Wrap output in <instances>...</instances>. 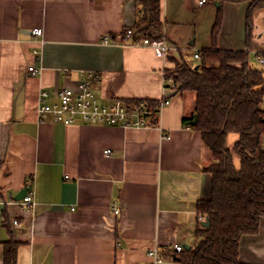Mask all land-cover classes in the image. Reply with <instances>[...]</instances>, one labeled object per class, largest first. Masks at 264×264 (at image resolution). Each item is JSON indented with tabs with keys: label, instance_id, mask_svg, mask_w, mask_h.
Instances as JSON below:
<instances>
[{
	"label": "crops",
	"instance_id": "1",
	"mask_svg": "<svg viewBox=\"0 0 264 264\" xmlns=\"http://www.w3.org/2000/svg\"><path fill=\"white\" fill-rule=\"evenodd\" d=\"M161 7L164 36L179 47L167 59L149 46L100 44L134 25L136 0H0V264L12 238L20 243L17 264H147L155 246L197 243V203L211 196L210 152L188 126L196 94L164 89L163 71L192 62L187 54L199 62L196 49L210 46L220 7L218 47L264 58V8L248 36V2L161 0ZM36 27L43 44L32 42ZM252 51L251 63L264 70ZM82 71L101 74L94 89L103 101L167 96L170 104L145 127L40 118V92L54 102ZM23 188L34 193L28 210L16 199ZM240 260L264 264V216L258 234L242 238Z\"/></svg>",
	"mask_w": 264,
	"mask_h": 264
},
{
	"label": "trees",
	"instance_id": "2",
	"mask_svg": "<svg viewBox=\"0 0 264 264\" xmlns=\"http://www.w3.org/2000/svg\"><path fill=\"white\" fill-rule=\"evenodd\" d=\"M248 2L246 23L251 33L255 11L264 0H218ZM137 17L132 38L161 39L164 36L161 0H136ZM223 20L219 8L211 30V44L201 49L199 62L183 61L166 69L176 90L196 94V124L210 152L204 170L211 174V196L200 199V215L194 246L180 252L162 248L168 261L181 264H249L240 260V244L246 235L259 232L264 216V70L253 65L249 50H224L217 45ZM150 110L149 125L159 122V100L145 98ZM139 99L127 100L137 103ZM237 134L231 146L229 137ZM208 219L209 225L203 221ZM5 225L9 221L5 219ZM20 243L4 242L3 264H17Z\"/></svg>",
	"mask_w": 264,
	"mask_h": 264
},
{
	"label": "built area",
	"instance_id": "3",
	"mask_svg": "<svg viewBox=\"0 0 264 264\" xmlns=\"http://www.w3.org/2000/svg\"><path fill=\"white\" fill-rule=\"evenodd\" d=\"M209 0H197L198 4L202 5ZM32 35L34 39L32 42L40 44L44 43L42 39L43 28L36 27L32 29ZM133 29L131 27L126 28L123 32L116 36L104 35L100 39L102 45H139L149 46L154 49L155 53L164 59H167L170 52L179 47L168 43L165 36L161 39H149V38H132ZM201 51V50H200ZM198 49L195 52V57L200 59L201 54ZM252 51V50H251ZM249 50V52H251ZM255 53L257 59L260 62H264V58L257 52ZM37 56H40V51L34 50ZM42 66L37 68L30 66L29 70L33 73H41ZM84 78L75 86H66L59 88L56 92L57 100L54 102H48L47 99L50 96L48 91L42 90L39 94L40 104L38 106V114L40 118L46 115H51L55 121L63 124H72L78 121H84L91 124L109 125V126H121V127H145L149 125V115L151 114L150 107L147 104L146 99H139L137 103L128 102L121 98H114L110 101H103L97 96L94 83L101 80V74L96 71H82ZM163 83L164 89L171 87L176 88L173 79L167 78L166 70L163 71ZM170 104V99L167 96H162L158 103V114L162 109ZM106 153H110V150H106ZM35 205L34 193L29 190L23 198L20 199V206L23 210L31 209ZM119 212V209H116ZM15 226H20L21 223L14 219ZM173 248L180 252L184 249V245L175 244ZM148 255L150 260L147 264H159L167 261L161 255V249L155 246L149 250ZM171 264H177L174 261H169Z\"/></svg>",
	"mask_w": 264,
	"mask_h": 264
},
{
	"label": "water",
	"instance_id": "4",
	"mask_svg": "<svg viewBox=\"0 0 264 264\" xmlns=\"http://www.w3.org/2000/svg\"><path fill=\"white\" fill-rule=\"evenodd\" d=\"M198 121V115L194 114V118L193 120L190 122L192 125L196 124ZM30 188H23L22 190L19 191V193L16 195V199L19 200L21 198H23L25 196V194L29 191ZM203 225L204 226H208L209 225V220L206 219L203 221ZM187 247H190L189 245H187Z\"/></svg>",
	"mask_w": 264,
	"mask_h": 264
},
{
	"label": "rangeland",
	"instance_id": "5",
	"mask_svg": "<svg viewBox=\"0 0 264 264\" xmlns=\"http://www.w3.org/2000/svg\"><path fill=\"white\" fill-rule=\"evenodd\" d=\"M197 45H196V47H198V43H196ZM198 49V51H200L201 50V48H197ZM196 49V50H197ZM185 58L187 59V60H191L192 62L194 61V63H196L198 60L197 59H194L190 54H187V55H185Z\"/></svg>",
	"mask_w": 264,
	"mask_h": 264
}]
</instances>
